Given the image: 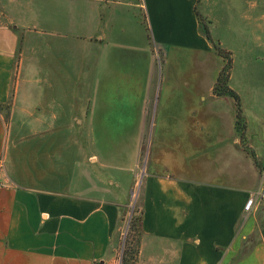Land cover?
Segmentation results:
<instances>
[{
    "label": "crops",
    "instance_id": "1",
    "mask_svg": "<svg viewBox=\"0 0 264 264\" xmlns=\"http://www.w3.org/2000/svg\"><path fill=\"white\" fill-rule=\"evenodd\" d=\"M199 3L0 0V264H116L138 182L136 264H264V0L217 39L257 164Z\"/></svg>",
    "mask_w": 264,
    "mask_h": 264
},
{
    "label": "rangeland",
    "instance_id": "2",
    "mask_svg": "<svg viewBox=\"0 0 264 264\" xmlns=\"http://www.w3.org/2000/svg\"><path fill=\"white\" fill-rule=\"evenodd\" d=\"M198 1L200 2L199 3L200 7L208 2L207 4H205V6H207L208 13H206L205 15H202L200 18L201 29L203 31V26H206L211 36V39L215 43L218 44L219 43L217 41L218 37H220L221 35H225V36L230 35L228 31H225V28L228 23L230 22L232 24L234 23L233 18L235 19L236 16H233L232 14L233 10L229 12V10L225 8L224 3L225 1L228 2V0H209V1L208 0H198ZM245 7H246V4L244 5L243 9H246ZM220 48L222 49V47ZM222 50L225 51V53H230L226 51L225 49H222ZM157 59H158L159 65L161 66L162 56L160 53L157 54ZM223 61L225 64L224 59ZM139 193H140V186L138 182L137 185L134 187L133 194L131 195L129 205L125 208L122 220L119 225V233H118V240L116 243V255H115L116 264H121L122 253L125 248V245L129 246V248L132 249L135 245V240L141 239V228L139 226V223H136L135 225H133L132 228H130V225H129L132 215H137V213L140 212V206H139V201H138Z\"/></svg>",
    "mask_w": 264,
    "mask_h": 264
},
{
    "label": "trees",
    "instance_id": "3",
    "mask_svg": "<svg viewBox=\"0 0 264 264\" xmlns=\"http://www.w3.org/2000/svg\"><path fill=\"white\" fill-rule=\"evenodd\" d=\"M203 33L207 37L208 40H210L213 44V48L215 51L225 60V64L223 65L221 71L219 72L214 87H213V93L216 96L221 95H228L233 98L236 106V121H235V128L240 136V142L243 146L244 150L251 156L255 164H257L253 152L247 148L245 140H244V133L246 130V123L245 118L242 113L240 100L236 93L230 89L228 85L229 76H230V70L232 67V58L230 53H225L223 51L219 44L215 43L213 40H211V37L209 35V31L206 26H203ZM227 55H225V54ZM224 80V81H222ZM136 223H139V226H141V212H138L137 215H132V218L130 220V228L133 227ZM139 246H140V239L135 240V245L131 249L129 246L125 245V248L122 253L121 258V264H136L137 257L139 254Z\"/></svg>",
    "mask_w": 264,
    "mask_h": 264
},
{
    "label": "built area",
    "instance_id": "4",
    "mask_svg": "<svg viewBox=\"0 0 264 264\" xmlns=\"http://www.w3.org/2000/svg\"><path fill=\"white\" fill-rule=\"evenodd\" d=\"M1 172H2V165H0V176H1ZM2 187V183L0 182V188ZM255 195H251L245 205H244V212L249 213L251 212V210L253 209L254 205H255ZM257 198H260L261 200H264V189H262L258 194H257Z\"/></svg>",
    "mask_w": 264,
    "mask_h": 264
},
{
    "label": "water",
    "instance_id": "5",
    "mask_svg": "<svg viewBox=\"0 0 264 264\" xmlns=\"http://www.w3.org/2000/svg\"><path fill=\"white\" fill-rule=\"evenodd\" d=\"M143 176V175H142ZM142 178V177H141ZM132 214V213H131ZM134 214H135V212H134Z\"/></svg>",
    "mask_w": 264,
    "mask_h": 264
}]
</instances>
